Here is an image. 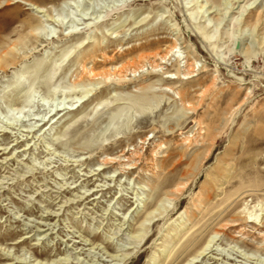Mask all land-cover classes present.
Masks as SVG:
<instances>
[{"label": "rangeland", "instance_id": "obj_1", "mask_svg": "<svg viewBox=\"0 0 264 264\" xmlns=\"http://www.w3.org/2000/svg\"><path fill=\"white\" fill-rule=\"evenodd\" d=\"M0 264H264V0H0Z\"/></svg>", "mask_w": 264, "mask_h": 264}, {"label": "bare ground", "instance_id": "obj_2", "mask_svg": "<svg viewBox=\"0 0 264 264\" xmlns=\"http://www.w3.org/2000/svg\"><path fill=\"white\" fill-rule=\"evenodd\" d=\"M165 56L166 55H162L160 58H164ZM144 58L145 57H143L142 59H144ZM84 64L81 68V74L84 77L91 78V79H102V80H105L107 78L122 79L125 77V75L127 73H135L139 68H141L143 66L136 61H132V62H127L125 64H122L118 68H114V69L112 68V70L111 69L98 70V68H99L98 66H101V64H103V62L99 63L98 65L96 64V65L91 66V67L89 66V68Z\"/></svg>", "mask_w": 264, "mask_h": 264}]
</instances>
